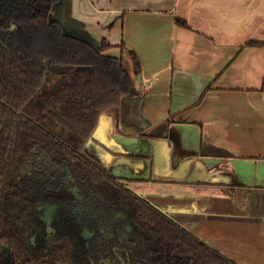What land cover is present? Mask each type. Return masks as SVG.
<instances>
[{
  "label": "crops",
  "instance_id": "0c3cea01",
  "mask_svg": "<svg viewBox=\"0 0 264 264\" xmlns=\"http://www.w3.org/2000/svg\"><path fill=\"white\" fill-rule=\"evenodd\" d=\"M51 19L141 65L84 152L234 263L264 264V0H62Z\"/></svg>",
  "mask_w": 264,
  "mask_h": 264
},
{
  "label": "trees",
  "instance_id": "16d2710c",
  "mask_svg": "<svg viewBox=\"0 0 264 264\" xmlns=\"http://www.w3.org/2000/svg\"><path fill=\"white\" fill-rule=\"evenodd\" d=\"M61 1L0 0V245L10 248L0 264H83L115 258V247L130 264H236L84 153L102 114L118 117L135 94L141 65L124 45L131 71L108 43L66 33L51 19ZM50 164L68 166L81 201L50 183ZM47 202L63 209L44 241L37 207ZM119 212L125 221L113 219ZM84 228L94 231L88 246Z\"/></svg>",
  "mask_w": 264,
  "mask_h": 264
},
{
  "label": "flooded vegetation",
  "instance_id": "af4514ba",
  "mask_svg": "<svg viewBox=\"0 0 264 264\" xmlns=\"http://www.w3.org/2000/svg\"><path fill=\"white\" fill-rule=\"evenodd\" d=\"M85 150V148H84ZM85 153V152H84ZM86 154V153H85ZM87 155V154H86ZM88 156V155H87ZM89 158L93 159L95 162H97L94 158L88 156ZM46 177L50 180H52L50 183L52 185H58L60 190L62 192L67 193L68 195H71V198L73 200H80V196L78 195V187H77V180L73 176L71 170L66 165H48L46 167V171L44 172ZM46 190H48L46 188ZM38 191V190H37ZM61 205V211L60 213L53 212L47 209L46 206L50 205ZM39 211V220L42 223L43 229L41 234V239L44 241H47V239L52 235V233L56 232L60 228V220H61V213L63 209V205L61 202H47L39 205L37 207ZM45 210L46 215H45ZM73 212H75V209H72ZM122 218L125 221V215L121 212L117 213L115 216H113V219H119ZM45 221H44V220ZM121 219V220H122ZM126 231L131 230L130 224H125ZM105 232V231H104ZM100 234H103V229L99 231ZM83 234L85 237H83ZM94 236V231L84 228L81 233L82 239L85 241L86 246H88V240ZM36 238L37 235L34 234L31 236L30 241L34 245L36 244ZM123 241V237L121 238V242ZM114 255L115 258H107V259H100L95 260L93 257H90L84 262L83 264H130L129 255H126V259L123 258V256L120 253V249L118 247L114 248ZM7 261V259H6Z\"/></svg>",
  "mask_w": 264,
  "mask_h": 264
},
{
  "label": "water",
  "instance_id": "95a60500",
  "mask_svg": "<svg viewBox=\"0 0 264 264\" xmlns=\"http://www.w3.org/2000/svg\"><path fill=\"white\" fill-rule=\"evenodd\" d=\"M56 21H58V20H56ZM60 22V21H59ZM60 24L62 25V23L60 22ZM14 27V26H13ZM62 27H63V29H64V31L66 32V33H68L66 30H65V28H64V26L62 25ZM70 35H73V34H71V33H69ZM74 37H77V36H75V35H73ZM77 38H79V37H77ZM79 39H81V38H79ZM81 40H83V39H81ZM85 41V40H84ZM47 207V209L48 210H50V211H53V212H57V213H60V211H61V205L60 204H58V205H50V206H46ZM46 210H45V215H46ZM44 220V219H43ZM45 221V220H44ZM83 237H85V235L83 234Z\"/></svg>",
  "mask_w": 264,
  "mask_h": 264
},
{
  "label": "rangeland",
  "instance_id": "374dc122",
  "mask_svg": "<svg viewBox=\"0 0 264 264\" xmlns=\"http://www.w3.org/2000/svg\"><path fill=\"white\" fill-rule=\"evenodd\" d=\"M127 57V56H126ZM128 58V57H127ZM127 61V60H126ZM125 66H126V68L127 69H129V70H131V64H130V62L128 61V62H125Z\"/></svg>",
  "mask_w": 264,
  "mask_h": 264
}]
</instances>
